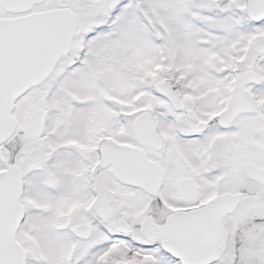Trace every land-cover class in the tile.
I'll list each match as a JSON object with an SVG mask.
<instances>
[{
    "label": "snow or ice",
    "instance_id": "6c2138e0",
    "mask_svg": "<svg viewBox=\"0 0 264 264\" xmlns=\"http://www.w3.org/2000/svg\"><path fill=\"white\" fill-rule=\"evenodd\" d=\"M0 264H264V0H0Z\"/></svg>",
    "mask_w": 264,
    "mask_h": 264
}]
</instances>
